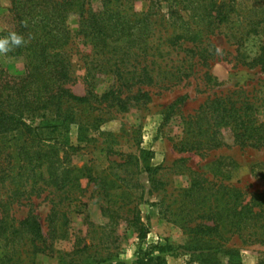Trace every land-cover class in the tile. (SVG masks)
Returning a JSON list of instances; mask_svg holds the SVG:
<instances>
[{
	"label": "trees",
	"instance_id": "16d2710c",
	"mask_svg": "<svg viewBox=\"0 0 264 264\" xmlns=\"http://www.w3.org/2000/svg\"><path fill=\"white\" fill-rule=\"evenodd\" d=\"M10 1L16 13L7 36L16 33L23 43L9 54L23 55L28 62L22 75L11 80L3 78L0 68V264H42L39 255L54 256L57 264H99L107 256L89 252L83 238L76 237L67 251L53 247L68 237L67 214L85 190L82 179L108 202L101 206L107 217L103 238L114 243L112 234L120 221L135 228L140 240L147 229L135 207H127L133 196L127 175L132 172L124 170L121 176L112 166L105 169L109 172H96L91 165L73 164L71 153L60 149L67 143L70 126L77 125L83 135L104 121L102 110L126 113L145 104L150 95L143 86H171L207 66L216 52L206 42L207 34L222 27L230 28L241 61L258 66L264 75V0L258 6L238 0H164L169 2L166 19L151 12L150 5L145 12L135 11V0H100L96 9L92 0ZM72 14L80 24L77 35L91 46L90 53L82 55V78L88 86L84 94L68 86L75 79L65 50L73 35L66 24ZM157 21L163 32L155 39ZM100 75L112 79L98 94L95 81ZM204 76L211 81L207 71ZM184 99L179 96L168 104L166 115L179 112ZM179 125L180 151L218 148L227 144L226 139L240 147L264 148V91L260 96L245 95L240 89L208 96L192 112H180ZM128 157L114 161L116 167L130 165L132 155ZM146 167L153 189L163 187L165 183L154 178L156 168ZM183 168L189 185L158 206L162 218L185 234L181 247L190 252L188 262L242 264L239 250L227 243L236 236L243 243L264 245V191L246 197L233 185ZM260 177L264 179V171ZM45 191L51 202L46 234L32 208L19 220L8 212L13 201H29ZM170 250L174 247L169 244L140 248L130 263L119 264H167L165 253Z\"/></svg>",
	"mask_w": 264,
	"mask_h": 264
},
{
	"label": "rangeland",
	"instance_id": "374dc122",
	"mask_svg": "<svg viewBox=\"0 0 264 264\" xmlns=\"http://www.w3.org/2000/svg\"><path fill=\"white\" fill-rule=\"evenodd\" d=\"M149 1L135 0L133 9L145 12L150 5L151 12L158 14V17L163 14L166 19L169 16V2ZM238 1L248 6H258L262 0ZM99 2L100 0H92V7L96 9ZM172 3L177 6L174 1ZM12 6L10 0L0 2V38L7 36V32L14 28L13 15L16 11H13ZM177 8L182 7L178 5ZM159 23L157 21L155 39L163 32ZM66 24L73 35L65 50L75 70V79L68 86L74 93L84 94L88 86L82 78L85 73L82 55L90 53L91 46L81 39V35H77L80 28L77 14L70 15ZM231 36L229 27L207 34L206 42L216 48L214 55L207 61V66L197 67L189 77L171 86H143L142 89H147L150 95L145 104L133 106L126 113H117L111 108L104 109L101 112L104 121L99 123L98 128L80 136L77 125L70 126L67 143L63 142L60 149L71 153L73 164L91 165L96 172H109L105 169L112 166L121 176L125 175L124 170L132 172L131 176L127 175V182L131 183L133 193L127 207H135L147 232L145 238L140 240L135 228L120 221L112 234L115 242L110 243L109 238H103L106 235L103 232L106 231L107 217L102 214L101 206L108 202L100 197L91 183L86 185V180L82 179L85 190L78 195V199L71 206L73 210L67 214L68 237L55 241V249L67 251L75 238L80 237L89 247V252L97 251L107 256L99 264H119L130 263L140 248L169 244L174 250L165 253L167 264H195L188 262L190 252L181 247L185 245V234L174 223L162 218L158 206L160 202H171L180 189L189 185V177L183 166H188L190 170H196L210 179L233 185L246 197L253 192L264 191V179L260 177L264 171V148L240 147L228 139L226 145L202 152L180 151L177 148L181 136L180 112L184 115L192 112L208 96L224 95L239 89L245 95L260 96L264 91V75L258 66H249L241 61L236 39ZM27 62L28 59L23 55H0V68L3 70L1 75L7 80L21 76ZM205 71L211 75L210 82L205 79ZM111 79L110 75H100L95 81L96 93L100 94L111 83ZM179 96H185L179 112L175 111L167 116L165 107ZM57 138L60 143V137ZM128 155H132L131 164L125 168L116 167L114 161L125 162ZM180 158L184 159L183 163L178 161ZM146 166L156 168L154 178L163 181V187L153 189V183L149 181L150 171H147ZM46 194L47 191L37 197L32 196L29 201H13L8 209L10 216L19 220L32 208L46 234V215L51 208L50 198ZM1 196L5 197L3 194ZM2 216L3 211L0 209V218ZM227 246L239 250L242 264H264L263 244L243 243L238 237L232 236ZM154 249L153 247L152 250ZM38 259L42 264H57L54 256L39 255Z\"/></svg>",
	"mask_w": 264,
	"mask_h": 264
},
{
	"label": "clouds",
	"instance_id": "9594fccd",
	"mask_svg": "<svg viewBox=\"0 0 264 264\" xmlns=\"http://www.w3.org/2000/svg\"><path fill=\"white\" fill-rule=\"evenodd\" d=\"M22 43L23 38L16 33H10L8 36L0 38V55L9 53L14 47H18Z\"/></svg>",
	"mask_w": 264,
	"mask_h": 264
}]
</instances>
